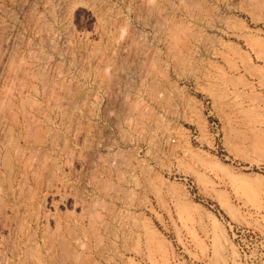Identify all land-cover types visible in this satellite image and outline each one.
Wrapping results in <instances>:
<instances>
[{"label":"rangeland","instance_id":"rangeland-1","mask_svg":"<svg viewBox=\"0 0 264 264\" xmlns=\"http://www.w3.org/2000/svg\"><path fill=\"white\" fill-rule=\"evenodd\" d=\"M2 104L0 264H264V0H0Z\"/></svg>","mask_w":264,"mask_h":264},{"label":"bare ground","instance_id":"bare-ground-1","mask_svg":"<svg viewBox=\"0 0 264 264\" xmlns=\"http://www.w3.org/2000/svg\"><path fill=\"white\" fill-rule=\"evenodd\" d=\"M164 24H165V23H164ZM176 30H177V29H176ZM175 37H176V36H175ZM16 64H17V63H16ZM18 64H19V63H18ZM11 70H12V69H11ZM15 70H16V69H15ZM9 74H10V73H9ZM42 77H44V76H42ZM42 77H41V78H42ZM11 82H12V81H11ZM21 86H22V85H21ZM173 92H174V91H173ZM10 93H11V92H10ZM169 93H170V92H169ZM179 93L181 94V92H179ZM164 94H165V93H164ZM176 94H177V93H176ZM161 95H162V94H160V97H163V99L166 97V96H161ZM167 95H168V94H167ZM177 96H178V95H177ZM179 96H180V95H179ZM179 96H178V98H179ZM181 97H183V96H181ZM8 98H9V97H8ZM168 98L170 99V97H168ZM174 98L176 99V97H174ZM166 99H167V98H166ZM166 99H164V100H166ZM6 100H7V99H6ZM160 100H161V99H160ZM160 100L157 99V101H160ZM164 100H163V101H164ZM171 100H173V99H171ZM166 101H167V100H166ZM20 102H21V101H20ZM185 102H186V100H185ZM6 103H7V102H5V105H6ZM26 103H28V101H27ZM165 103H166V102H165ZM188 103H189V102H188ZM169 104H170V103H169ZM187 105H188V104H187ZM187 105H186V107H187ZM1 106H3V104H2ZM1 106H0V107H1ZM7 106H8V105H7ZM9 106H10V105H9ZM29 107H30V106H29ZM165 107H166V104H165ZM1 109H2V110H1ZM1 109H0V110H1L0 112H1L2 114L5 113L6 111H8V108H7L6 106H5V107H4V106L1 107ZM35 109H36V108H35ZM187 109H188V108H187ZM188 111H189V110H188ZM8 112H10V111H8ZM3 116H4V115H3ZM45 119H46V118H45ZM31 123H32V121H31ZM33 124H34V123H33ZM0 125H1V124H0ZM29 125H30V124H29ZM34 126H35V125H33V127H34ZM34 128H35V127H34ZM37 128H38V127H37ZM38 129H39V128H38ZM27 130H28V129H27ZM28 131H29V130H28ZM29 132H30V131H29ZM32 132H33V131H32ZM34 132H35V131H34ZM40 132H41V131H40ZM40 132H39V133H40ZM47 132H48V131H47ZM36 135H37V132H36ZM36 135H35V137H36ZM39 136H40V135H39ZM54 136H55V135H54ZM31 137H34V136H31ZM39 138H40V137L37 136V139H38L39 141H38L37 139H35V140H37V141H35V142H38V143L41 142ZM26 139H27V138H26ZM28 139H29V138H28ZM32 140H33V139H32ZM33 142H34V141H33ZM36 151H37V150H36ZM17 152H18V151H17ZM195 157H197L198 159L201 158V156H200L199 154H195ZM203 158H204V157H203ZM47 159H48V158H47ZM204 161H205V160H204ZM210 162H211V161H210ZM212 163H214V162H212ZM218 164H220V163H218ZM215 165H216V164H215ZM7 166H9V164H8V165L6 164V167H7ZM217 166H218V165H217ZM224 166H225V165H224ZM7 168H9V167H7ZM217 168H218V167H217ZM219 168H221V167H219ZM36 172H37V171H36ZM21 175H22V174H21ZM63 199H64V198H63ZM0 203H1V202H0ZM83 207H84V206H83ZM71 214H72V213H71ZM94 214H95V213H94ZM95 216H96V215H95ZM103 225H104V224H103ZM78 226H79V225H78ZM46 230H47V229H46ZM82 235H84V234H82ZM28 261H29V260H28Z\"/></svg>","mask_w":264,"mask_h":264}]
</instances>
